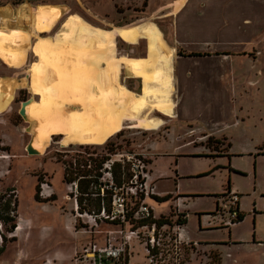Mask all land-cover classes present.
I'll use <instances>...</instances> for the list:
<instances>
[{
    "label": "rangeland",
    "instance_id": "1",
    "mask_svg": "<svg viewBox=\"0 0 264 264\" xmlns=\"http://www.w3.org/2000/svg\"><path fill=\"white\" fill-rule=\"evenodd\" d=\"M54 1L62 0H0V118L3 119H0V124L22 126L24 129L28 124L31 126V121L24 122L18 113L21 102L31 98L32 100L25 101V104L30 102L26 109L31 117L37 121L42 118V125L53 120L56 123L52 133L67 135L62 140L63 136L50 137L52 134L50 133L46 147L37 150L38 154L31 155L22 147L13 127L6 125L1 127L11 146L8 152L3 151L1 154L5 158L11 157L13 168L11 175L0 181V192L2 191L0 194L8 192L4 188L17 186V189L9 188L15 189L18 196L16 199V192L15 194L11 192V199L19 201L21 216L30 220L33 228L30 233L29 225L20 239L6 243L0 252V264H45L47 261L51 264L54 261L56 264H71L69 258L62 260V253L67 254L76 242L85 243L90 238L88 234L82 233L74 237L67 228V224L73 219L74 202L73 199L67 198L68 186L63 181L65 169L76 171L73 162L77 159L89 158L98 161L109 153H141L150 142L157 140L180 138L178 146L181 145L182 149L173 151L174 154L181 156L177 165L171 166L169 160L161 158L163 172H166V169L172 170L173 173L177 170V177L174 173L173 180L163 181L166 190L172 194L168 201L155 202L148 199L149 206L151 208L153 206L158 212L153 209L155 217L169 216L172 210L184 214L187 223L181 228V232H187L192 238L189 240L195 241L199 238L197 234L200 230L198 215L201 217L202 232H205L210 224L216 223L221 228L220 221L223 220L221 214L219 213L217 217L213 215L217 206L223 211L224 218H227L228 207L219 196L227 191L228 184L231 186L230 192L238 194L240 199L251 195L244 200H248L252 205L254 197L258 199L253 192L254 189L264 191V1L243 0L242 3L235 4L234 1L228 2L224 9L218 11L216 19L212 18L213 20H208L207 23L202 19L193 24L189 23V32L194 31L191 33L194 34V40L208 39L213 43L216 40L215 44H210L212 48L217 46L232 52L230 58L212 57L204 61L194 59L192 64H189L192 70L191 78L187 85H182L185 94L179 95L180 85H176L173 91L175 102L177 97H182L181 108L184 107L189 117L198 118L199 121L191 124L195 128L196 125L204 129L209 128V131H205L213 133L214 136L182 128L172 133L168 130L169 123L160 126L157 119L147 118L141 121L144 119L141 117L142 114L148 110L156 116L159 115L157 112L168 115L173 113V103L168 97V90H165L168 87L149 85V80L165 83V79L168 78L160 67L151 70L149 62H166L169 59L160 53L163 42L156 27L153 24H145L152 22L146 13H142L146 11L145 8L130 6L135 11L120 15L119 20L115 22V28L129 30L131 43H136L142 33L149 39V59H138L140 54L125 46L119 37L118 39L115 37L113 43L110 34L106 36L101 31L93 29L91 25L99 27L103 25L88 14L83 16L91 25L76 15H72L63 23L66 16L61 19L62 8L48 5ZM24 6L28 14L23 15ZM69 8L72 13L79 12L75 6ZM253 9L258 10L257 13ZM117 10L122 11L124 7H117ZM38 14L41 21L49 23L47 30H37L34 22ZM44 15L47 17L44 18ZM210 16L208 13L204 19ZM157 19L155 23L159 26L166 24L167 30L164 32L169 41L173 34L170 30L171 22ZM66 23L70 26L74 48L66 40L67 31L58 35ZM186 27L188 28V25ZM108 28L113 30V27ZM77 29L82 33L79 32L77 35ZM40 32L45 38L53 37L57 33L63 47L56 49L45 44L48 39H40L32 49ZM50 41L54 39L50 38ZM94 41H97L98 46L104 51L114 54V58L106 61L104 55L91 53L89 49ZM114 45L119 50L114 51ZM140 46L144 55L146 45L142 42ZM242 52L246 54L241 55ZM102 59L107 62L104 68L99 63V60L103 61ZM38 61L41 63L39 64L41 74L38 79L45 76L46 84L52 83L51 86H42L34 75L33 69L37 65L34 63ZM76 62L81 63L77 65L78 68ZM121 63L129 65L134 75H142L145 78L143 91L141 86L133 84V81L127 83L134 93L118 85ZM96 66L98 69L94 68ZM22 67L21 71L25 70L24 72L31 69L28 71L31 75L30 88L38 90L34 93L40 96V101L38 96L30 97L26 90L17 92L14 97L15 90L18 87H26L28 83L26 81L19 83L13 78H8L14 74L9 68ZM191 72L188 71L187 75L190 76ZM102 74L110 77L113 83L116 82L115 87L103 84L100 91L94 89L95 92H99L100 98L108 95V91L115 93L113 95L115 98L107 104L91 100L94 93L88 100L86 99L93 90L89 83L95 81L97 77H102ZM203 78L207 80H202ZM123 80L125 83L126 80ZM162 91L166 93L163 94ZM51 93L59 96L58 103L48 102ZM187 99L189 100L186 101ZM174 104L176 106V103ZM74 106H79L82 110L74 113ZM125 110L128 117L122 114ZM126 118L138 121L125 122V128L122 129V122ZM141 123L147 129L155 130L144 131L140 127ZM130 125L131 127H128ZM100 141L104 142L98 143ZM187 141L192 144H187ZM69 144L71 145L67 146ZM23 150H26L25 154ZM256 154L260 156L255 157ZM14 155L18 158L14 159ZM239 171H242V176L232 174ZM116 172L118 173V169ZM37 175L41 177L40 179L49 176V183L58 194L56 200L41 202L36 199L35 185L39 181ZM117 178L120 179L119 174ZM0 214L3 215L2 211ZM16 215L18 221V207ZM80 222L83 225L81 219ZM44 226L50 227L49 230L43 231ZM103 228L109 229V226H103L101 229ZM4 233L10 240L11 235L6 230ZM205 249L204 246L195 247L194 253H189L191 254L189 263L185 264H264L261 253H253L244 248H234L230 251L229 257L226 256V248L220 249L223 253L222 262L218 250Z\"/></svg>",
    "mask_w": 264,
    "mask_h": 264
},
{
    "label": "crops",
    "instance_id": "2",
    "mask_svg": "<svg viewBox=\"0 0 264 264\" xmlns=\"http://www.w3.org/2000/svg\"><path fill=\"white\" fill-rule=\"evenodd\" d=\"M232 1H234V4H235L237 2L242 3L243 0H62V1L50 2V4H48V5L58 6V7L62 8L61 19L63 20L64 16H66L63 23H65L72 15L79 16L82 20L87 22L83 15L88 14L95 21H97L98 23H101L103 25V27L93 26L87 22L89 25H91V27L93 29L101 31L102 33L106 34V36H109V34H110V36L113 40V43H115V37L116 38L119 37L121 39V42L125 46L132 48L136 53L140 54V56L137 57L138 59H149V57H150L149 39L146 37V35H144L142 33V35L140 36L139 40L136 43H131L121 33L122 29H124V28H121V27L115 28V26H116L115 22L119 20L120 15H125L127 13L135 11L134 9H131L130 6L145 8L146 11L142 12V13H146V15H148V17L152 20V22H146L145 24H153L156 27L157 31L160 34L161 41L163 42V46H161L160 53L163 56H167V58L169 59V61H166V62L162 61V60H161L162 62H160V61L149 62V65L152 68L151 70H153L154 68L160 67L161 70H163L165 72V75H167V77H168L165 79V83H159L156 80H154V81L149 80V85L154 86V87L155 86H158V87L167 86L168 87V89H165V90H168V93H167L168 97L170 98V100L173 103V113L168 115V114H163V113L156 111L160 115V116L159 115L156 116L154 114H151L150 113L151 111L148 110L142 114L141 117H143L144 119H141V121H144L147 118L157 119L160 121V126H164L165 124L169 123L170 127L168 130H170L171 132L177 131L180 128H182V129H187V130L188 129L193 130L194 132L198 131V133H204V134L207 133V136H214L213 133L208 132L209 128L204 129V128H201L197 125H196L197 128H195V126L193 124H191L192 122L199 121L198 118L189 117V114L184 109V107L181 108V104L183 103L182 97H177V101L175 102V95L173 94V91H174V87L176 85H178V86L180 85L181 87H180L179 95H183V93L185 94V91H183L182 85H187L188 80H190V78H191V75H192L191 71L192 70L190 69L189 64H192L194 59L204 61V60L210 59L212 57H216V58L217 57H219V58H221V57L227 58L228 57V58H230V55L232 54V52L229 51L228 49L220 48L217 46L212 48L210 46V44H215L216 40L214 43H213V41L208 40V39L199 40V41L194 40V38H193L194 34H191L194 31L189 32V23L193 24L195 21H198V20L200 21V19H202L203 22L207 23L206 21H208V20L211 21V20H213L212 18L216 19L219 15L218 14L220 12L219 10H221L222 8L224 9L225 5L228 2H232ZM252 1L262 2L264 0H252ZM70 6L77 7L79 12L72 13L71 9L69 8ZM117 7H124V10L119 11V10H117ZM206 9H208L209 11ZM206 12L210 13L211 16L209 18L207 17V19L205 20L204 18L208 14ZM149 18H147V19H149ZM157 18H161L164 22H171L170 30L172 31L173 34H171L169 41L167 40L168 38H166V35L164 32L167 30L166 24L159 26V24L155 23V21L158 20ZM182 22H183V25H182ZM145 24H142V25H145ZM186 25H188V28L186 27ZM108 27H110V28L113 27L112 28L113 30L109 29ZM177 28H178V30H177ZM79 32L82 33L80 29H77L76 34L78 35ZM38 35H39L38 39L36 42L33 43L32 49H34L35 43H38L40 41V39H48V40H50V38L55 39L57 36V33L53 37L47 36L46 38L44 37L43 33H41V32ZM34 37L35 36H33V38ZM171 37H172V39H171ZM142 42H144L146 45V48L144 49V55L142 54L143 51L141 50V46H140ZM91 46H92L91 47L92 49L88 46H82V47L90 48L89 50L91 51V53L104 55V58L106 59V61L114 58V54L109 53L107 50L104 51L103 49H101L98 46L97 41H94V44H92ZM113 49H114V51L116 49L119 50V48L118 47L116 48L115 45L113 46ZM180 52L182 53V55L179 54ZM235 52H237V51L235 50ZM245 54H246V52L241 53V55H245ZM191 55H199V56H191ZM115 58L121 59L122 57H120V58L115 57ZM106 61H104V60L100 61L99 60L100 66L102 68L106 67V65H107ZM34 64H41V63H40V61H38ZM75 64H76V67L78 68L79 66H77V65H79L81 63L76 62ZM223 65H225V63ZM97 66H98V64H97ZM97 66H96V69H98ZM90 67H93V66L90 65ZM22 69H23V67L20 69L9 68V70L13 71L14 74L9 75L8 78H13L19 83H23L24 81H26L28 83V85L26 87L25 86L18 87L14 92V97H16L17 92H20L22 90H26L27 93L30 94V97L38 96L39 101H40V96L38 94L34 93L30 88L31 75L28 71H30L31 69H29L27 71L28 73L24 72L25 70L21 71ZM188 71L191 72L190 76L187 75ZM124 75H125V77H124ZM97 76H98V74H97ZM110 79H107L105 82V83H107V86H109L108 83H109ZM122 80L123 81L126 80V82L123 83ZM202 80H207V78H203ZM202 80H200L201 83H202ZM128 81H129V83L130 82L132 83V81H133V84L137 83L138 86H141V89L143 91L145 78L142 75L127 74L125 64L121 63V68H120L119 75L117 78V83L119 86H123L124 88H126L129 92L134 93L130 89V87L128 86V83H127ZM43 85L51 86L52 83L46 84V82H45V84H43ZM190 90L191 89H189V92H190ZM93 93H94V98H93L94 100L99 98V95H98L99 92H97V91L95 92V90L93 88V90H91L90 94L87 96L86 99L88 100L89 96ZM162 93L165 94L166 92L162 91ZM96 96H98V97H96ZM48 99H49L48 102L51 101V102H55V103L57 102L58 103L59 96L53 95L51 93V95H49ZM30 100H32V99L29 98L28 100H26V102L30 101ZM188 100L189 99H187L186 101H188ZM174 103H176V106ZM23 104H25V101L21 102V104L19 105L18 113L22 117L24 122L28 123L29 120L22 113V109H23L22 105ZM184 104L186 105L187 103L185 102ZM74 109H75L74 113H76L78 110H82V108L79 106H74ZM62 110H63V107H62ZM62 113H63V111H62ZM0 116H1V113H0ZM0 119L3 120L2 118H0ZM41 121H42V118H40L38 120V123L36 124L33 132L30 131V129H32L33 126L32 125L30 126L29 124L26 126L25 129L22 126H11L10 124L9 125L5 124V125L9 126V127H13V129L17 132V134L20 138V142H21L22 147L27 149L29 154L34 155V154L39 153L37 150L40 151L42 149V147H40L37 144L38 137H40V135H41L40 131L43 127ZM136 121H138V120H131L129 118H126L123 120L121 128L122 129L125 128V122H127V123L133 122L134 123ZM54 123H56V122H54L52 120V122L49 121L48 124L54 125ZM141 124H140V127H141ZM5 125L0 124V181L5 180L8 176H10L12 168H13V160L11 159V157L5 158L3 156V154H1V153H3V151L8 152L9 148L11 149V146L8 144V142L5 138V134H4L5 132L1 129V127L5 126ZM128 127H131V125ZM142 130L154 131L155 129H147V127H146L145 129L143 128ZM205 130H208V131L206 132ZM63 132H66V131H63ZM51 136H63L62 140H64V138H66L67 135H66V133H62V134L52 133L50 135V137ZM179 140H181V139L180 138H178V139L172 138L171 140H169V139L157 140L155 142H150L147 145V147H145L143 150V152L146 153L147 158L149 160L150 171H151L150 183H152V186L154 187V190H155L154 196L151 198V201L154 200L155 202H166L168 200H165V199H170L172 196V194L166 190V187L163 185V181L173 180L172 176H174V173H175V176L177 177V170L174 173L172 172V170L170 171L169 169H166V172H163V169L161 168V163H162L161 158H165V159L169 160V163L171 166L173 164L177 165L176 163H178V158L181 156H179L178 154H174L173 151L182 149L181 145L178 146ZM187 144H192V142L187 141ZM193 144L196 145L195 143H193ZM70 145L71 144H69L67 146H70ZM74 145H77V144H74ZM220 145L225 146V144H223V143H220ZM3 146H6L8 149L7 148L2 149ZM44 147H46V145ZM224 151H226V150H224ZM25 152H26V150H23L24 154H25ZM218 153L223 154V152H218ZM26 156H28V155H26ZM258 156H260V154L255 155V157H258ZM13 158L17 159L18 157H16V155H14ZM167 163H168V161H167ZM231 170L232 169L230 168V172H231ZM37 172H39V171L37 170ZM241 173H242V171H239L238 173L233 172L232 174H234L235 176H240ZM232 174L230 173V179H231ZM254 175H255V173H254ZM37 177L39 178L40 176L37 175ZM40 178L37 179L39 181L35 185V189L37 191L36 192L37 193L36 199L38 201H41V202H49L52 200H56L58 198V194H57L56 190L52 187V185H50L49 180H48L49 176L43 177L42 179H40ZM63 178H64V176H63ZM42 180L43 181L46 180L49 183V185L51 187V190H50V192L52 194L51 197L42 198L38 194L39 185H40V182ZM63 181H64V179H63ZM9 188H16L17 189V186L13 185V186H9V187L4 188V189L9 190ZM230 188H231V186H230V184H228V189L231 190ZM4 189H3V191H4ZM253 192L255 195L258 196V199H256L254 197V201L252 202V205L249 204L248 200H244V198H250L251 195H248L247 197L240 199L239 208H240V212L242 215V220L239 221L237 224L233 225L232 227H228L226 229L225 228H219V226H217L216 223L210 224L209 226H207L208 229L205 232H202L201 228H200V221H201L200 218L201 217L198 215V224H199L200 230H199L197 235L199 238H197L195 241L189 240V238H191L190 235L187 232H184V233H182V237H183L184 241L187 243H192L193 245H195L194 248L195 247L198 248L199 246H204L206 248L205 250L215 249V250H218L219 253H221L220 249L226 248L227 249V251H226L227 257L231 256L230 251H232L234 248H244V249L253 251V253H261V257L264 259V256H263L264 255V202H263L264 191L259 192L258 189L255 188ZM183 197H185V196H183ZM153 209L155 210V208L152 206V210ZM156 213H158V212L156 211ZM72 215H73V219H71L70 223L67 224V228L69 229V231L72 234H74V237H77L78 235H80V233L86 234L84 232V230H82V227L79 224L78 219H77L74 211H72ZM17 222L21 226V230L16 231L15 237L9 241H16L17 239H20L22 237V235L26 233L25 231L29 227V225L31 226L30 227V229H31L30 233H31L32 228H33L32 222L21 216V212L19 211V201H18V221ZM186 223H187V221L185 222V224ZM210 223H211V221H210ZM212 223H214V221H212ZM49 228L50 227L44 226L43 231H47V230H49ZM30 233L28 236H30ZM83 244L84 243H82V242L81 243L76 242V244H74L72 246V248L69 250V252L67 254L62 253V260L64 258L65 259L69 258L71 261V264H74L75 252ZM4 248H5V246H4ZM194 248L192 249V251L187 252V257H186L185 263H189V261L191 259L190 255L192 253H194ZM189 253H191V254H189ZM220 255L222 256V258H221V262H222L223 253H221ZM56 257H58V255H56ZM45 264H51V263H50V261H47ZM53 264H56V261H54Z\"/></svg>",
    "mask_w": 264,
    "mask_h": 264
},
{
    "label": "built area",
    "instance_id": "3",
    "mask_svg": "<svg viewBox=\"0 0 264 264\" xmlns=\"http://www.w3.org/2000/svg\"><path fill=\"white\" fill-rule=\"evenodd\" d=\"M73 166L86 171L87 175L74 174L75 179L66 183L67 198L73 199L74 213L90 238L75 252L74 264H185L187 252L195 246L182 237L181 221L185 215L172 210L169 216H154L147 202L154 196L155 190L150 183L151 171L146 153H109L105 160L77 159ZM117 168L120 169V183L115 177ZM82 180L91 181L90 194L81 193ZM50 190L49 183L42 180L40 197H51ZM11 192H16L18 199L15 189L8 192L9 211L3 215L12 221L6 223L0 218V247L5 238L8 239L5 230L12 239L21 228L16 221L18 200L12 201ZM82 196L90 197L99 206L90 207L86 200L80 204ZM219 197L228 207L227 218L218 206L213 215L217 217L221 214V227L237 224L242 216L240 196L227 190ZM103 226H109V229H101Z\"/></svg>",
    "mask_w": 264,
    "mask_h": 264
},
{
    "label": "trees",
    "instance_id": "4",
    "mask_svg": "<svg viewBox=\"0 0 264 264\" xmlns=\"http://www.w3.org/2000/svg\"><path fill=\"white\" fill-rule=\"evenodd\" d=\"M24 8L25 9H22V14L24 15V14H28V12H27V10H26V7L24 6ZM18 18L20 17V14H18V16H17ZM22 17V16H21ZM40 15L38 14L37 15V17H36V19H35V22H34V24H35V26H36V28H37V30L38 31H43V30H47L48 29V27H49V23H44V21H41L40 20ZM45 17H47L46 15H44V18ZM65 31H67L68 32V34H67V37H66V40H68L70 43H68V44H70V46H73V42H72V34H71V30H70V26L66 23V24H64L63 25V28L60 30V32H59V34L58 35H60L61 33H63V32H65ZM63 38V37H62ZM45 44L46 45H50V46H53V47H55L56 49L57 48H62L63 47V45L61 44V42H60V38H59V36H56V38L54 39V41L53 42H50V41H48L47 43H46V41H45ZM61 44V45H60ZM73 48H74V46H73ZM180 55H182V53L180 52L179 53ZM191 56H199V55H191ZM103 60V59H102ZM95 69H96V67H95ZM97 72H98V70H97ZM33 73H34V75L36 76V78L38 79L39 78V76H40V72H39V64H37L36 66H35V68L33 69ZM103 76L102 77H97L96 78V80L94 81H91L90 83H89V85L90 86H92V89L94 88V89H96V90H98V91H100V88H101V86L103 85V84H107V83H105L106 82V80L107 79H110V77H106L104 74H102ZM43 76V75H42ZM105 76V77H104ZM45 80H46V78H45V76H43L42 78H40V79H38V81L42 84V86H47V85H43V84H45ZM111 81V80H110ZM109 81V85H111L112 87H115V85H116V82L114 81V83L111 81L110 82ZM98 87H97V86ZM103 87H105V86H103ZM107 94L108 95H106V96H104L103 98H98V99H96L95 101H97V102H99L100 104H105V103H107V102H109L110 100H111V98L113 97V95L115 94H113V92H111V91H108L107 92ZM91 96V95H90ZM94 97L92 96V98H90L91 100H94L93 99ZM24 101H26V100H24ZM110 152V151H109ZM107 158V156H102V159H106ZM91 160H93V159H91ZM99 165V163L97 162V164H96V166H98ZM118 169V173L117 172H115V177H116V181L118 182V183H120V179L118 180V178H117V174H119V176H120V169L119 168H117ZM116 169V170H117ZM76 171H68V170H66L65 169V173H64V182L65 183H69V182H71V181H73L74 179H75V176H74V174H77V176L78 175H83V176H85V175H87V172L86 171H82V170H79L78 168H76L75 169ZM11 190H14V189H9L8 190V192L9 191H11ZM91 190H92V186H91V181H88V180H82L81 182H80V191H81V193L82 194H86V193H88V194H90L91 193ZM227 190H229V189H227ZM8 192H5V193H3V194H0V211H2V213L4 214V213H7L8 211H9V205H10V199L9 198H7V194H8ZM38 198V197H37ZM6 201V203H1L2 201ZM86 200V203H87V205L88 206H93V205H96V203H94V201L90 198V197H87V198H85V197H80L79 198V203L80 204H83L84 203V201ZM165 200H168V199H165ZM96 206H99V205H96ZM0 218L1 219H3L6 223H8V222H10V221H12L9 217H6V216H4V215H1L0 214ZM242 220V216H241V218H240V221ZM185 222H186V218H184L182 221H181V226H184L185 225ZM14 227V225H12V228ZM221 228H228V227H221ZM11 240V239H10ZM9 240L7 239V238H5V243L3 244V246L2 247H0V252H2V250L4 249V246L6 245V243L8 242Z\"/></svg>",
    "mask_w": 264,
    "mask_h": 264
},
{
    "label": "bare ground",
    "instance_id": "5",
    "mask_svg": "<svg viewBox=\"0 0 264 264\" xmlns=\"http://www.w3.org/2000/svg\"><path fill=\"white\" fill-rule=\"evenodd\" d=\"M259 9V8H258ZM206 10H208V9H206ZM256 10V9H255ZM261 10V9H260ZM209 11V10H208ZM243 11V10H242ZM253 11H254V9H253ZM258 11V10H257ZM257 11H254V12H256L257 13ZM262 11H263V9H262ZM261 11H259V13H260ZM264 12V11H263ZM207 13V12H206ZM252 13V12H251ZM258 13V14H259ZM264 14V13H263ZM264 16V15H263ZM178 27V26H177ZM124 30V29H123ZM177 30H178V28H177ZM128 31L129 30H124L123 32H121L122 33V35L128 40V41H130V37H129V35H128ZM178 39V38H177ZM50 41V40H49ZM183 41V40H182ZM50 42H53V41H50ZM131 42V41H130ZM184 43V42H183ZM203 44V43H202ZM61 45V44H60ZM202 52V51H201ZM125 67H126V70H127V74H133L131 71H130V68H129V65H125ZM31 90L33 91V92H37L38 90L37 89H33V88H31ZM26 106H30V102L29 103H26L25 105H24V107H23V109H22V113H23V115L29 120V121H31V123H32V126H33V128L32 129H30V131H34V128H35V126H36V124L38 123V121L36 120V119H34L33 117H31V115H30V113H29V111H28V109H26ZM124 116L126 115V110L122 113ZM127 116V115H126ZM128 117V116H127ZM36 122V123H35ZM141 127L142 128H146V126L142 123L141 124ZM54 131V125H50V124H46V125H43V127H42V129H41V131H40V137H38V140H37V144L40 146V147H44L45 145H46V142L49 140V135H50V133H52ZM115 134V133H114ZM113 134V135H114ZM105 141V140H104ZM104 141H100V142H98V143H103ZM19 230H21V228H19Z\"/></svg>",
    "mask_w": 264,
    "mask_h": 264
},
{
    "label": "flooded vegetation",
    "instance_id": "6",
    "mask_svg": "<svg viewBox=\"0 0 264 264\" xmlns=\"http://www.w3.org/2000/svg\"><path fill=\"white\" fill-rule=\"evenodd\" d=\"M121 92H122V90H121ZM121 92L119 93V95L121 94ZM114 98H115V96H113L109 102H111ZM109 102H107V103H109ZM107 103H105V104H107Z\"/></svg>",
    "mask_w": 264,
    "mask_h": 264
},
{
    "label": "water",
    "instance_id": "7",
    "mask_svg": "<svg viewBox=\"0 0 264 264\" xmlns=\"http://www.w3.org/2000/svg\"><path fill=\"white\" fill-rule=\"evenodd\" d=\"M23 105H24V104H23ZM23 105H22V106H23Z\"/></svg>",
    "mask_w": 264,
    "mask_h": 264
}]
</instances>
